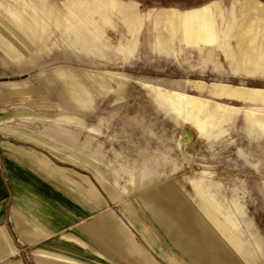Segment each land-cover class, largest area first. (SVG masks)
<instances>
[{"label": "rangeland", "instance_id": "rangeland-1", "mask_svg": "<svg viewBox=\"0 0 264 264\" xmlns=\"http://www.w3.org/2000/svg\"><path fill=\"white\" fill-rule=\"evenodd\" d=\"M74 1L90 18L85 40L70 28L78 19L68 0H0V44L10 45L0 48V226L18 247L0 263L36 264L33 250L42 247L91 264H264V69L247 66L239 47L243 4L263 8L264 0H117L134 7L129 23L109 8L112 0ZM173 9L186 17L201 9L219 41L191 47L164 16L150 18ZM93 41L99 48H85ZM11 82L45 95L12 94ZM177 94L206 102L204 130L186 98L180 107L168 103ZM55 128L96 154L54 143ZM72 170L105 201L82 192L77 184L89 185ZM15 204L51 236L20 242ZM57 206L69 216H57ZM108 211L140 250L130 242L132 252L126 244L112 252L83 228L110 225Z\"/></svg>", "mask_w": 264, "mask_h": 264}, {"label": "crops", "instance_id": "crops-1", "mask_svg": "<svg viewBox=\"0 0 264 264\" xmlns=\"http://www.w3.org/2000/svg\"><path fill=\"white\" fill-rule=\"evenodd\" d=\"M203 8H201V9H203ZM201 9H196L194 11L196 12V14H198L199 12H201ZM174 11L179 16H181L183 19L186 18V16H187V15L185 16V14L183 12H178L176 10H174ZM201 20H203V19L201 18ZM175 27H176L175 34L179 33L182 40L185 43H187L188 45H190L191 47H202V46L212 47V45H209V44L202 42V41L198 42V43L187 42L183 38V34H182L181 30L178 28V21L176 22ZM95 41H93L94 45H92V43H91L88 46L87 45L88 43H87L85 45V48H90V50H92L94 48H99L100 45H97L95 43ZM5 42L6 41H4L3 43H5ZM0 48L4 51L5 48L10 49V45H9V43L0 44ZM4 52L6 53V51H4ZM7 56L11 60V56H9V55H7ZM3 60L6 61L5 59H2L0 57V62H2ZM10 84L12 87L11 93L15 94V95L18 94V95H22L24 97H31L32 95L39 94V93L44 94L43 89L33 88V87L28 86V84H23V85L22 84H16V83L13 84V82H11ZM67 119H69V118H67ZM73 119H76V118H73ZM76 120L82 121V119H76ZM49 136H50L51 141L58 144L59 146H62L63 148H65L67 150L85 153L86 155H89V156H94L96 154V153L95 154H89V153L85 152L82 148L76 147V145H75L76 139H75V137H73V135L71 133H69V131L67 129L55 128L51 132V135H49ZM46 168L53 171L56 175H58L62 178H65L67 180H70L69 177L64 172H62L58 169H55L51 166H47V165H46ZM72 171L75 174L79 175L89 185L88 187H86V186L82 185V183L77 184L82 192L87 194L89 197L94 198L100 204L105 201V198L103 197V195L101 194L99 189L89 179V177L87 175L81 174L75 170H72ZM6 196H7L6 193L5 194L3 193V196H1V198H0V207H2V208L5 207ZM16 208H17V205L15 204L13 206L12 216H13L15 223H16V229H17V232L19 235V241L20 242H22V243L25 242L26 245H35L41 239H44L46 237L51 236V233H43V232L37 231L36 229L32 228L31 224L23 218V216L17 211ZM55 214L57 216H60V214H61V216L63 218H65V217L67 218L69 216V214H67V212H65L64 210H60L59 206L56 207V213ZM108 215H110V217L113 219L112 223L110 225H108V226H96L93 223H89L87 226L85 225L83 228L88 233H90L92 236L104 241L109 246V248L112 252H120L122 247H123V244H126V246L132 252L133 249L130 247V242H133L135 246L137 245L138 250H140L139 243L136 241L134 234L130 231V229L128 227H126L125 225H123L122 222L120 221V219L117 218L110 211H108ZM199 216L207 224H210V222L213 221V216L207 210H204V211L202 210V212H199ZM78 225H81V223ZM214 225L215 224L212 222L211 226H214ZM218 234H219V232H218ZM13 236H14V233H13ZM63 237L66 238L67 240H71V241H73L79 245L90 248L91 250L94 251L96 256H100L99 254H101L100 252L96 251L94 248L89 246L87 243H85L83 240L77 238L74 235H67V236H63ZM235 245H236V242H235V240L232 239V248H233L232 251H233L234 255L236 254V248H234ZM18 246H20V245H18ZM17 252H18V247L12 243V236L9 233L8 228L5 225H1L0 226V258L5 257L6 255L14 256L17 254ZM33 256H34V262L36 264H91V263H87L85 261L79 260V259H77L71 255H68V254L62 252L61 250H48V249H45L42 247H38V248L34 249L33 250ZM101 256H102V254H101ZM146 259L149 260L148 257H146ZM139 260L142 261L141 258ZM0 264H24V263L21 259H15V260H9L7 262H2Z\"/></svg>", "mask_w": 264, "mask_h": 264}, {"label": "bare ground", "instance_id": "bare-ground-1", "mask_svg": "<svg viewBox=\"0 0 264 264\" xmlns=\"http://www.w3.org/2000/svg\"><path fill=\"white\" fill-rule=\"evenodd\" d=\"M66 4L70 6L71 14L78 19L77 22L70 20V28L75 32L74 34H76L78 38L85 40L88 37L86 28L90 19L88 12L80 7L77 10V4L74 0H68ZM108 5L110 9L119 11L128 23L134 19L135 11L133 6L125 5L117 0L110 1ZM259 5L260 4L253 2L243 4L242 18L244 23L242 25L239 47L247 66L264 69V7L260 8ZM163 16V22L172 35L175 34V26L178 21V28L181 30L183 38L187 42L198 43L202 41L212 45L219 41L213 32L209 20H201L198 14L183 19L174 10H170V12L167 13L153 14L150 18L157 22ZM181 98L187 99V104L190 109V117L198 123V127L201 128V130H204L202 125V115L206 111V102L194 95L185 96L184 94H177L176 96H170L168 103L174 107H180L182 104ZM163 103L168 104L167 101H163ZM185 133L189 138L191 137L190 132L185 131Z\"/></svg>", "mask_w": 264, "mask_h": 264}, {"label": "water", "instance_id": "water-1", "mask_svg": "<svg viewBox=\"0 0 264 264\" xmlns=\"http://www.w3.org/2000/svg\"><path fill=\"white\" fill-rule=\"evenodd\" d=\"M31 73H28L26 75H23L24 78L28 77ZM190 132V131H189ZM191 133V132H190ZM191 136H192V133H191Z\"/></svg>", "mask_w": 264, "mask_h": 264}, {"label": "trees", "instance_id": "trees-1", "mask_svg": "<svg viewBox=\"0 0 264 264\" xmlns=\"http://www.w3.org/2000/svg\"><path fill=\"white\" fill-rule=\"evenodd\" d=\"M26 263V262H25Z\"/></svg>", "mask_w": 264, "mask_h": 264}]
</instances>
